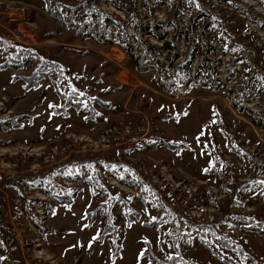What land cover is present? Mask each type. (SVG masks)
Returning a JSON list of instances; mask_svg holds the SVG:
<instances>
[{
    "label": "rangeland",
    "instance_id": "obj_1",
    "mask_svg": "<svg viewBox=\"0 0 264 264\" xmlns=\"http://www.w3.org/2000/svg\"><path fill=\"white\" fill-rule=\"evenodd\" d=\"M85 20L124 25L146 67L78 35ZM0 40V264H150L147 243L163 262L264 264L247 229L264 220V0H0ZM42 58L58 67L15 79ZM73 88L97 101L54 112Z\"/></svg>",
    "mask_w": 264,
    "mask_h": 264
},
{
    "label": "trees",
    "instance_id": "obj_2",
    "mask_svg": "<svg viewBox=\"0 0 264 264\" xmlns=\"http://www.w3.org/2000/svg\"><path fill=\"white\" fill-rule=\"evenodd\" d=\"M53 16L56 17L57 19H59L61 21V23L64 24V26H66L67 28H75V22L73 19L70 20H65L64 15L62 14V12L60 11H55L53 12ZM110 21H112V19H110ZM91 23V24H90ZM115 27V30L108 28L107 25H103L102 24V28L98 31L94 30V28L92 27V22H88L87 20L84 21L83 25L79 28H76L77 34L80 36H84V34H87L88 37L93 38L96 42L103 44V45H113V44H118L119 46L122 47V49H124L127 54L130 57V61L131 63H135L140 66H145L146 67V63L148 64L149 59H148V52L146 50H148V48H146V50L144 51V53L140 54V56L138 55L139 51L138 48H140L143 43L139 40L136 45H130L129 43V39L127 36V33L125 31V27L124 25L120 24V23H114L113 24ZM145 31L147 33H157L158 31V26H156L154 29H149L148 27L145 28ZM167 33V31H165V34ZM164 34V33H163ZM160 35L159 38H163V36L165 35ZM1 42V40H0ZM3 45L0 46V52L4 50L5 47H11L13 44H10L6 41L2 42ZM156 49V48H155ZM9 51H11V49H9ZM18 47H17V52H18ZM34 55V54H32ZM31 55V56H32ZM27 57H29V55H27ZM43 60L41 62H39L38 66L35 69V72L32 73V75L30 77H26V76H16V78H22L25 81H29L30 84L35 82L40 74L42 72L45 71L47 72V69L49 68L48 66L51 67V72L54 71L55 68H57V64L54 61L51 60H46L44 58H42ZM3 67H21L22 66V61L19 59H15L13 58V55H10L9 59L6 60L5 64L2 65ZM188 67V71H190V65L187 66ZM50 71V70H49ZM191 81H195V77H188ZM208 77L206 76V78H204V81H208ZM188 82V81H187ZM162 83H165L162 81ZM166 84V83H165ZM27 87L33 86V85H26ZM67 102L65 104H63L62 106H58L56 108H54V112H63L64 114H67V109L70 107H74L77 110L83 109L85 108V105H82V103H86L89 104V108L91 107V105L93 106V103L95 101H97V99H93L90 98L86 95H80L77 91L73 92L71 91L68 94L67 97ZM102 104H106L107 106L110 105V103L107 102H102ZM81 106L83 108H81ZM242 109V108H240ZM87 110V109H86ZM96 111H92V118H95L96 115ZM171 148L173 149H177L178 147H181V144H177V143H170ZM176 147V148H175ZM44 180H47V178H43ZM47 195L49 194L50 197H52V199L55 200V202L58 203V205H65V206H71L73 204L72 200L69 198L70 196L68 194H64V188L62 192H57L54 189V186L51 183H43L42 184ZM100 191H105L104 189H100ZM107 191V190H106ZM66 198H69V200H66ZM46 208H52L50 207V205L46 204ZM99 211H95V214L98 213ZM90 216V214H89ZM255 219H250V226L247 227L248 230H252L257 232L260 235H264V220L263 221H254ZM110 226H106L102 232H101V236H98V239L101 241L103 240V238L105 236H107L108 234H111V231L109 230ZM101 237V238H99ZM213 238L216 239L220 245L226 249H230L240 255L245 254L243 252V250L240 248L239 244H237L236 242H234L233 240H231L230 238H228L227 236L220 234L219 232H215V234H213ZM143 257H147L150 260V264H190L191 261L185 259V258H181L180 256H172L171 259H168L167 261L163 262L162 260H160L153 252V249L151 247V245L149 243L146 244V248L143 250ZM193 264H199L198 262L195 263L193 262Z\"/></svg>",
    "mask_w": 264,
    "mask_h": 264
},
{
    "label": "snow or ice",
    "instance_id": "obj_3",
    "mask_svg": "<svg viewBox=\"0 0 264 264\" xmlns=\"http://www.w3.org/2000/svg\"><path fill=\"white\" fill-rule=\"evenodd\" d=\"M72 91L75 92L76 89L73 88ZM80 95H84V93L81 92ZM93 99H94V98H93ZM50 107H52V105H50ZM201 135H203V132L201 133ZM197 139L199 140V137H197ZM205 147H207V145H205ZM113 167H115V166H113ZM205 171H207V169H206ZM261 183H264V181H261ZM152 219L155 220L156 217H153ZM143 254H144V253L142 252V253H141V256H143ZM169 259H171V256H169Z\"/></svg>",
    "mask_w": 264,
    "mask_h": 264
},
{
    "label": "built area",
    "instance_id": "obj_4",
    "mask_svg": "<svg viewBox=\"0 0 264 264\" xmlns=\"http://www.w3.org/2000/svg\"><path fill=\"white\" fill-rule=\"evenodd\" d=\"M112 49V48H111ZM122 53V51H120Z\"/></svg>",
    "mask_w": 264,
    "mask_h": 264
}]
</instances>
